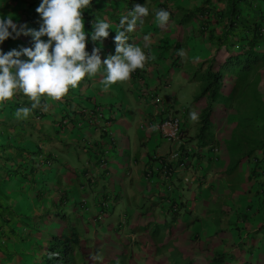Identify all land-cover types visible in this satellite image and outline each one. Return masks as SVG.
<instances>
[{
  "label": "crops",
  "instance_id": "1",
  "mask_svg": "<svg viewBox=\"0 0 264 264\" xmlns=\"http://www.w3.org/2000/svg\"><path fill=\"white\" fill-rule=\"evenodd\" d=\"M147 1L149 4L153 3L154 5V0ZM40 3L41 0H0V17L6 15L4 18H7V15H11L18 26L27 25V28L38 30L42 21L39 14L36 12V8ZM127 4L125 0H99L97 2L96 0H92V7L83 10L85 31L87 34L86 51L91 53L94 47H99L101 49L102 59L106 58L109 54H115V30L118 28L121 16L130 11L135 4L141 3L137 2V0H131V4ZM7 5L13 6V11L10 13L6 12V8H4L7 7ZM15 9H17V12ZM150 11L154 13L153 9H150ZM28 16L29 20L26 21L25 18ZM33 16H35V18H32ZM95 18L106 19L112 24V28L109 29V36L102 41L91 40V33L93 31L92 21ZM146 33L144 24L138 25L137 29L130 34L129 43L138 45L141 42L142 48H144V44L146 43L144 38L147 36ZM42 39H47V37H43ZM33 44L34 40L32 36L22 33L18 37H10L3 43H0V49L4 52H8L13 48L19 50L21 47H32ZM154 46L165 47V41L161 44L150 43L149 47L145 48L144 51L146 54L154 56L155 60L148 62L145 69L135 70L131 74L129 80L119 81L110 85L107 91L103 90V85L100 82L103 78L102 73L104 71L102 66L101 74H97V76L92 79L86 76L77 88H70L68 95L62 98L61 101H51L50 98H47V102L50 105L49 109L44 111L41 108H36L26 120H17L14 116V111L20 107H30L32 102L29 98L23 93H20L7 101L9 111L7 112V122L4 124L5 128H1L0 125V145L3 146V144L8 143L11 153L5 151L3 155H0V187L3 185L6 188V184L8 183L9 189L4 188L3 191L0 189V201L3 197L7 200L11 198L9 191L13 183L19 186L17 179L13 177V173L18 171L17 167H19L21 163H23L20 172L21 179L26 180V182L21 183L20 187L25 188V184H28L30 195L28 194L26 196L32 201L33 206L39 208L40 203L45 198L44 205H41L42 208L71 206L73 209L80 211L83 208L80 206L79 197L84 194V191L85 193L89 191V198L91 199L89 213L90 215L92 214V216H95L94 209L97 211L99 210L97 203L100 195L102 193H108L112 195L113 201H119L120 196L117 189H119L118 184L120 182V177H130L132 175L131 179H133V181H129L130 188L134 189L142 184L145 192L148 193L146 196H143V198L149 197L148 200L152 203H155V201L152 200L150 195L154 191H157V194L153 197H158L156 202L160 205L161 211L165 214H169L172 220L179 218V213L182 207H184L186 219L184 220L183 218V220L185 223L188 221L192 222L190 217H193V224H198L194 236L196 235V238L199 239L200 232H202V234L205 233L203 234L204 237H210L211 243L209 247L204 245L205 249L210 248V250H213V252L209 253L210 255L217 252L225 253V249H231L237 251L239 256L248 255L251 257H258L256 262L264 264V243L261 242L262 238L260 236L262 230L260 225H263L264 221H261L262 219H260V217H250L251 214L249 211L252 208V199L248 200L250 202L246 200L245 204L242 203L243 205H241V203L236 205V201L234 202L235 204L232 203L227 205L224 199L221 201L220 205L216 206V210L228 214L223 217L224 219H222V217L219 218L222 219V222L218 221L219 224H233V226L225 227V230H228L232 235L237 234L238 237H235L233 240L235 241L238 239V243L231 247L229 246L232 242L230 237L227 239L224 237L220 239L214 238V234L220 229L215 226L213 228L210 226L208 220L209 214L214 213L211 205L217 202L218 198L221 197L219 196V192L227 194L233 192V190L230 189L232 185L227 182L225 183V180H231V178L228 177V173L230 169H234L235 167L233 168L230 164L228 154L223 149L221 152L218 149L220 154H216V159H214V155H211L210 152L207 151L209 144L204 143V138L199 140L200 143H204L203 145H196L198 138H195L190 133L186 124V119L182 118L183 127L187 130L190 143L195 146V152L191 153L189 157L190 166L188 169H178L170 178L162 179L157 170L159 166L157 156L166 153L170 148V144L158 132L152 129H144L138 126V129L136 128L133 132L134 139L129 131L132 126H130L128 130L126 129L127 125L125 124H130V121L134 119V115L129 109L133 100L138 103L136 120L137 123H139L152 107L144 92L152 90L161 96L158 91V89H160L159 85L162 84L163 87L170 86V82L167 78H164L161 83L158 82V79L156 81L151 79L152 69L161 67L164 59L159 53V50H156ZM175 61V58L173 60L171 58L172 63H175ZM171 96L175 97V94ZM161 97L164 102L161 114L176 110L173 108L171 101L168 100V97ZM44 102L45 98H42V103ZM94 105H100V110L102 108L101 111L104 115L102 117L106 120H111L108 128L110 129L113 143L109 151V162L107 163L110 171L108 175H100L102 166L98 164V156L102 153L101 150L103 149L100 140L102 145L107 141L109 142L110 132H98L96 125L94 129L81 126L82 121L80 118L85 115L84 110ZM3 110L4 109L0 112ZM75 119L77 120L75 121ZM5 121L6 120L2 119L0 115V124ZM16 126H19V133L17 135L13 132L7 133L5 131V129H10V131L15 130ZM42 139H46L47 142H43ZM18 143L22 145L18 146ZM60 143L62 144V149L67 148L68 151H72L75 148L76 152L80 151L84 155V159L80 165L70 166L68 159L61 160L58 157L55 151H57V146ZM216 144L217 142H213L211 145L216 146ZM218 145L219 144H217V146ZM131 149L134 150L133 153ZM37 151L44 153L46 158H48V156L51 157L53 162L51 164L43 162L38 163L35 157ZM58 158L60 160H58ZM56 160L60 161V164L63 165L56 163ZM255 160V162H258V157H255ZM251 161L249 157L246 168L248 174L246 175L245 173L247 179H249L251 175L260 176V173H262L263 176L264 169L257 163H252ZM2 167L4 169H2ZM147 168L154 169L150 176L149 174L147 175ZM62 169H64L65 172L62 171ZM86 171L94 173L95 181L90 184L87 189L82 191L80 183L83 172ZM183 174L190 177V181L186 183L188 184L187 188H189L192 183L196 185L195 196H198L199 199H203V204L197 205L189 203V194H187L188 196L186 197H182L178 191H175L173 187L174 182H184L182 179ZM57 175H62V177H56ZM74 179L77 183H75ZM168 180L172 183V189L169 191V194L163 191L166 187L165 183ZM148 182L155 183L156 187L148 186ZM259 182L260 185H262V178ZM158 184L162 185L163 189H157ZM188 192H193V189H190ZM132 196H134V194ZM168 198H171L170 201H168ZM146 200L147 198L142 199V202L139 204L140 208L145 206ZM175 201L179 203V210L176 213L168 212L169 204ZM105 215V218H103L101 222H93L90 220V216L86 217V224L91 222L94 225L93 229L87 230L89 234L96 235L98 232H104V234H106L107 232L108 235H110L112 229H115V231L121 230V233L124 234L121 236L127 238L126 235L129 232L125 234V231L129 229L132 231L129 234L136 233V230H133V228H141L142 226L139 220H136L134 212H131V214L124 213L122 217L124 221L126 219L124 228L120 226L121 221L117 219V215L115 217L113 210L108 209ZM212 217L214 221H216L217 218L214 215H212ZM113 218H116V221H114ZM2 220H7V217L0 218V224L3 222ZM202 228H204L203 231ZM210 228L212 229V233H209V230L207 232V229ZM1 229L2 228H0V230ZM5 230L11 231L12 228H6ZM252 233H255V237L259 235L260 240L256 245L253 240L251 244H248V240L251 237L248 234ZM115 238L119 242L115 240L110 242L104 237V239H102L104 245L101 251L111 252L116 246L121 244V237L115 236ZM102 241H97L99 247H96L101 248ZM219 243H224V245L219 246ZM22 250L26 251V249L19 246L18 251L22 252ZM101 251L98 252L100 253ZM0 255L2 254L0 253ZM12 259L14 260L15 256ZM9 260L7 261L9 262Z\"/></svg>",
  "mask_w": 264,
  "mask_h": 264
},
{
  "label": "rangeland",
  "instance_id": "2",
  "mask_svg": "<svg viewBox=\"0 0 264 264\" xmlns=\"http://www.w3.org/2000/svg\"><path fill=\"white\" fill-rule=\"evenodd\" d=\"M97 1L99 0H96V2ZM164 1L167 2L165 4L166 7H169L171 10V17L166 27H160L155 18L157 1L154 0L153 5V3L149 4L147 0H137V2L142 5L144 4L149 9L154 10V13L150 11L149 15L144 18L143 23L151 43L161 44L165 41L166 45L165 47L154 46L156 50H159V53L164 59L161 67L152 69L151 79L153 81L158 79L159 83H161L164 78L168 79L170 86L163 87L161 84L159 85L160 89H158V91L164 98L168 97L173 108L176 109V113L181 118L186 119V124L190 133L195 138H198L196 145H203L204 143L210 145L213 144V142H217L219 145L217 146L216 144V146L221 149L217 148L214 159H216V154H220L223 149L228 154L230 164L233 168L235 167L234 169H230L228 173V177L231 178V180H225V183L227 182L232 185L230 189L233 190V192L230 194L219 192V196L221 197L218 198L217 202L211 205L214 213H210L208 218L212 228L215 226L220 229L214 234V238L220 239L224 237L227 239L230 237L232 242L229 246L232 247L234 244L238 243V239L235 241L233 240L235 237H238V235H232L228 230H225V227L233 226V224L225 225L219 224L218 222H222V219H224L223 217L228 215L216 210V206L220 205L222 200L225 199L227 205L232 203L235 204V201L236 205L240 203L243 205L246 200L252 199V208L249 211L251 214L250 217H260V219H262L261 221H264V175L262 176V173H260V176L251 175L249 179H247L246 176L248 174L246 168L249 157L252 163H257L264 169V70L258 74H256V72L252 73L250 76L252 77V83L250 87H246L243 93L242 91H238L239 89L234 93L232 92V88L230 89L227 87V91H224L225 93L220 92L219 95L216 93L211 96L204 94L199 99H196L195 95L200 92L201 83L190 81L189 75L203 60L206 59V61H208L212 56L214 42L209 39V29L215 26V24L211 23V19L207 27L202 28L199 20L200 18L192 19L186 23H183V20L180 21L183 8L194 6V4H198L201 0ZM4 8H6V12L8 13L13 11L12 5H7V7ZM15 10L17 12V9ZM138 45L142 47L141 42ZM180 51L183 52V56L178 54ZM171 58L172 60L175 58V63L171 62ZM172 94H175V97H172ZM7 104V102L0 103V111L4 109L0 112L1 118L6 120L4 123L0 124L1 128H5L4 124L7 122V112L9 111ZM137 105L138 103L134 100L131 102L129 109L133 113L134 119L130 121V124H125L127 125V130L132 126L129 131L133 139V132L136 128L138 129L136 120ZM192 111L197 112L198 120L193 121L190 119V113ZM100 112L101 111L96 110L95 113L90 114L85 110V115L80 118L82 121L81 126L94 129L96 125L98 129L99 126L106 121V119L102 117L104 116L103 113L101 115ZM205 118L210 121L203 130V137H201L198 135V132L200 131L201 123L206 122L204 120ZM76 120L77 119H75V121ZM5 131L7 133L13 132L17 135L19 133V126H16L15 130L10 131V129H5ZM97 131L100 132L99 130ZM202 138H204L203 144L199 141ZM42 140L43 142H47L46 139ZM20 145L22 144L18 143V146ZM5 151L11 153L8 143L3 144V146L0 145V155H3ZM55 152L61 160L68 159L70 166L80 165L84 159V155L80 151H77V153L75 148L72 151H68L67 148L62 149L61 143L57 146V151ZM131 152L133 153L134 150L131 149ZM255 157H258V162H255ZM59 158L58 160H60ZM58 160L55 162L60 164ZM22 165L23 163L19 164V167H17L18 171L13 173V177L17 179L19 186L13 183L9 191L11 198L7 200L3 197L0 201V218L7 217V220H2L3 222L0 224V228H2L0 230V253L2 254L0 255V264H37L36 260H38L41 253L44 252L48 234L58 231L64 232L63 234H65L68 230L79 235L80 239L77 242L76 250L78 249L77 252L80 253L82 257L89 260L87 264H104L107 260H110L109 264H158L156 262L159 258L166 262L162 264H182L189 260H193L198 264H205V261L213 255L209 254L213 252V250H210V248L205 249L204 247V245L209 247L211 243L210 237H204L203 234L205 233L202 234V232H200L199 239L196 238V235L194 236L198 224H193V217H190L192 222L188 221L185 223L184 220L186 216L184 207H182L179 213V218L172 220L169 214H165L161 211L160 205L156 202L158 197H153L157 194V191H154L150 196L155 203L149 201V197H145L147 198L145 206L140 208V202H142V199H145L143 196H146L148 193L145 192L142 184L134 189L130 188L129 181H133V179H131L132 175L130 177H120V182L118 184L119 189H117L120 199L119 201H113V197L110 195L109 201V209L113 210L115 217L117 215V219L122 222L121 227L124 228L126 225V219L124 221L122 218L124 213L131 214V212H134L136 220H139L142 224L141 228H133V230H136L134 234L135 239L127 238V240H123L122 237L124 236H121L123 234L121 230L115 231V229H112L110 235H108L107 232L106 234H104V232H98L96 235L89 234L87 230L93 229L94 225L91 222L88 224L85 222L86 217L90 216L88 209L83 208L78 211L71 206L42 208L41 205H44L45 198L40 203L39 208L33 206L32 201L26 196L28 194L30 195L28 184H25V188L20 187L21 183L26 182V180L23 179V181L21 179L20 172L22 170ZM2 169L4 168L2 167ZM62 171H64V169H62ZM56 177H62V175H57ZM261 178L262 185H260L259 182ZM74 181L77 183L75 179ZM147 185L156 187L153 182H148ZM187 185L186 182L177 181L176 183L174 182L173 187L182 197H186L188 196L187 194H189V203L197 205L203 204V199H199L198 196H195L196 185L192 183L189 188H187ZM4 188L5 186L3 185L0 187L2 191ZM5 189H9L8 183ZM157 189H163V186L158 184ZM190 189H193V192H188ZM133 194L134 196H132ZM85 195L86 199L91 201L89 198V191H86ZM106 211H108L107 208L104 212ZM228 213L230 215L229 211ZM94 214H97L96 209H94ZM212 215L217 218L216 221H214ZM104 216L106 215L104 214ZM221 217L222 219H219ZM90 220L92 219L90 218ZM113 220L116 221V218H113ZM101 221L102 219L98 220V222ZM260 227L262 228L260 233L262 238L261 242L264 243V224L260 225ZM6 228H12V230H5ZM203 230L204 228H202V231ZM208 230L209 233H212L211 228L207 229V232ZM129 232L132 231L129 230ZM248 235L251 236L248 240V244H251L252 240L255 245L259 243V235L258 237H255V233ZM115 236L121 237V244L116 246L109 256H103V254L99 255L98 251H101L104 245L102 239L106 237L107 241H118ZM97 241H102L101 248H98L99 245H97ZM207 241L210 242L206 243ZM221 245H224V243H219V246ZM19 246L26 249L25 254L22 256L18 251ZM155 246L158 248H155ZM80 248L87 251H82ZM160 252H165L163 253L165 256H161L162 254ZM225 254L227 260L232 264L241 263L245 260L256 262L258 258L248 255L239 256L237 251L231 249H225ZM14 256L17 257V260L12 259ZM89 256L90 258H88ZM7 260H9V262Z\"/></svg>",
  "mask_w": 264,
  "mask_h": 264
},
{
  "label": "clouds",
  "instance_id": "3",
  "mask_svg": "<svg viewBox=\"0 0 264 264\" xmlns=\"http://www.w3.org/2000/svg\"><path fill=\"white\" fill-rule=\"evenodd\" d=\"M91 7L92 0H41V3L36 8V12L42 21L38 30L27 28V25L18 26L11 15H8L7 18L0 17V43H3L10 37H18L22 33L24 35L30 34L34 40L32 47H21L19 50L13 48L8 52L0 49V103L7 102L20 93H23L32 102L30 107L16 109L14 116L17 120L28 119L36 108L47 111L50 107L47 98H50L51 101H61L62 98L68 95L69 89L77 88L86 76L92 79L97 74H101L102 66L104 71L100 82L103 85V90L107 91L110 85L119 81L129 80L135 70L145 69L148 62L155 60L154 56L146 54L144 51L151 43L148 36L144 38L146 41L144 48L135 43H129L130 34L136 30L138 25L144 23V18L150 13V9L144 4H135L130 11L121 16L118 28L115 30V54H109L106 58L102 59L99 47H94L91 53L86 51L87 34L83 10ZM170 17L171 13L168 10L163 8L155 9V18L160 27H166L170 21ZM92 26V41H102L107 38L109 36V29L112 28V24L109 21L99 18H95L92 21ZM43 37H47V39H42ZM178 54L183 56L182 51ZM42 98H45L44 103H42ZM172 112L175 113L176 110ZM190 119L193 121L198 120L197 112L192 111ZM108 121L111 122L109 119ZM183 130L187 133L184 127ZM107 132H110L109 128ZM112 143L111 132L109 142L107 141L102 145L100 140L101 146L108 149L106 163L101 164L98 160V164L102 166L100 175H105L103 172L105 169L110 174L107 163L109 162V151ZM188 143L192 146V153H194L195 146L190 143V140H188ZM209 147L217 149L215 145L210 144L207 147L208 152ZM36 161L46 164L53 162L51 157L48 156L46 158L44 153L39 151L36 152ZM86 173L91 172H83L80 183L82 190H85L95 181H86L84 177ZM183 176L189 178V180L185 181L182 177L184 182L190 181L188 175L183 174ZM163 191L169 194L170 190ZM110 195L108 193L100 195L97 203L99 210L95 216L90 215L93 222H98L99 219L103 220L105 218L104 211L106 208L109 209V202L106 205H100L101 197H105L110 201ZM82 199L86 200V204H83ZM170 199L168 198V201ZM79 203L84 209H86L85 206H88L87 209L90 211L91 202L86 199L85 193L80 195ZM175 204L176 209H173V205ZM179 208L180 206L177 201L171 202L168 206V212L176 213ZM127 232L129 230L125 234ZM129 233H127L126 237L128 239H135V233ZM127 238L122 237L123 240H127ZM155 248L158 247L155 246ZM80 249L85 252L87 251L82 248ZM77 250L76 253L79 254ZM111 252L103 251L99 255L109 256ZM163 262L165 263L163 259L159 258L156 263L162 264ZM109 263L110 260H107L104 264Z\"/></svg>",
  "mask_w": 264,
  "mask_h": 264
},
{
  "label": "trees",
  "instance_id": "4",
  "mask_svg": "<svg viewBox=\"0 0 264 264\" xmlns=\"http://www.w3.org/2000/svg\"><path fill=\"white\" fill-rule=\"evenodd\" d=\"M156 1L157 9L163 8L171 12L165 5L166 1ZM125 2L131 4V0H125ZM192 19H199L202 28H206L211 19V23L216 26L209 29L210 38H208L214 42L212 56L208 61L203 60L189 75L190 81L201 83L200 92L195 95V98L199 99L204 94L211 96L218 93L219 95L227 87L232 88L234 93L238 89L243 93L252 83V77H250L252 73L258 74L264 70V0H201L194 6L183 8L180 21L183 20V23H186ZM25 20H29V16ZM204 120L206 122L202 119L203 123L200 125L201 137L210 121L206 118ZM63 233L58 231L48 234L44 252L36 260L37 264H87L89 262L80 253H76L79 235L71 230ZM23 251L25 254V250L19 252L21 256ZM226 257L225 253L217 252L206 260L205 264H232ZM14 260H17V257ZM182 264L198 263L189 260ZM235 264L259 263L245 260Z\"/></svg>",
  "mask_w": 264,
  "mask_h": 264
},
{
  "label": "built area",
  "instance_id": "5",
  "mask_svg": "<svg viewBox=\"0 0 264 264\" xmlns=\"http://www.w3.org/2000/svg\"><path fill=\"white\" fill-rule=\"evenodd\" d=\"M147 100L151 104V110L145 114V116L139 121V127L144 129H152L158 132L169 144L170 148L166 153L157 156L159 161L158 166V174L162 179H168L170 176L178 169H188L189 157L193 151L192 146L188 143L189 137L187 133L183 130L182 118L175 112H165L161 114L163 110V100L162 98L153 92L152 90H147L144 92ZM96 110H100V106L94 105L86 109V112L93 114ZM102 115V111L100 112ZM92 119V116H91ZM109 121L106 120L102 125L99 126V130L103 132L108 131ZM84 140V139H83ZM217 149L215 147H209V152L211 155L215 156V151ZM101 154H99V162L101 164L106 163L107 159V147H104L101 150ZM147 175H151L154 169L147 168ZM104 174H108V171L103 170ZM86 181H94L95 176L93 173H86L84 175ZM185 181L189 180L187 176H183ZM165 190L172 189V183L168 180L165 183ZM84 187V186H82ZM83 204H86V200L82 199ZM108 199L105 197H101L100 205H106L108 203ZM87 209L88 206H85ZM173 209H176V204L173 205Z\"/></svg>",
  "mask_w": 264,
  "mask_h": 264
}]
</instances>
